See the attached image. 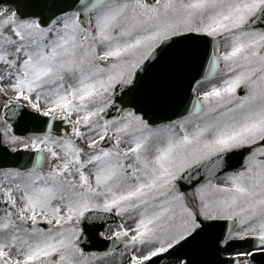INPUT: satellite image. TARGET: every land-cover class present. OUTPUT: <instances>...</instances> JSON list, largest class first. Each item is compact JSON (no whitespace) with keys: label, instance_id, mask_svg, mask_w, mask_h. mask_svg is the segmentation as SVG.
I'll return each instance as SVG.
<instances>
[{"label":"snow or ice","instance_id":"obj_1","mask_svg":"<svg viewBox=\"0 0 264 264\" xmlns=\"http://www.w3.org/2000/svg\"><path fill=\"white\" fill-rule=\"evenodd\" d=\"M0 264H264V0H0Z\"/></svg>","mask_w":264,"mask_h":264}]
</instances>
